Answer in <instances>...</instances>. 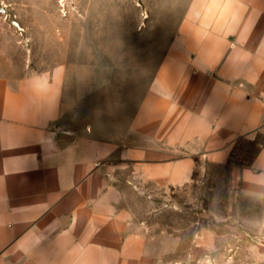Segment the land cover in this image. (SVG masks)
Here are the masks:
<instances>
[{
	"label": "rangeland",
	"instance_id": "1",
	"mask_svg": "<svg viewBox=\"0 0 264 264\" xmlns=\"http://www.w3.org/2000/svg\"><path fill=\"white\" fill-rule=\"evenodd\" d=\"M200 1L0 0V80L38 75L58 86L63 131L107 140L99 196L149 234L141 261L264 264V189L248 181L263 138L237 141L224 164L193 158L188 173L173 167L167 181L149 154L162 135L151 126L149 150L148 106L157 116L171 92L172 106L181 105L180 79L214 75L245 47L198 43Z\"/></svg>",
	"mask_w": 264,
	"mask_h": 264
},
{
	"label": "crops",
	"instance_id": "2",
	"mask_svg": "<svg viewBox=\"0 0 264 264\" xmlns=\"http://www.w3.org/2000/svg\"><path fill=\"white\" fill-rule=\"evenodd\" d=\"M200 2L198 43L245 47L214 75L180 79L181 105L172 106L171 92L158 117L148 106L149 150L151 126L162 135L149 154L161 160L153 165L164 181L174 168L188 173L193 158L224 164L237 141L264 140V0ZM60 93L38 75L0 80V264H152L139 254L149 234L129 228L124 210L99 196L107 140L66 134ZM249 171L264 189V142Z\"/></svg>",
	"mask_w": 264,
	"mask_h": 264
},
{
	"label": "water",
	"instance_id": "3",
	"mask_svg": "<svg viewBox=\"0 0 264 264\" xmlns=\"http://www.w3.org/2000/svg\"><path fill=\"white\" fill-rule=\"evenodd\" d=\"M260 242L264 245V237L260 239Z\"/></svg>",
	"mask_w": 264,
	"mask_h": 264
}]
</instances>
